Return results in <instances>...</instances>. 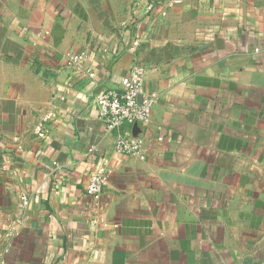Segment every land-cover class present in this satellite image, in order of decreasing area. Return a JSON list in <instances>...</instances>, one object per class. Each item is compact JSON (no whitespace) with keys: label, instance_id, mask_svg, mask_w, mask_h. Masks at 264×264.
I'll list each match as a JSON object with an SVG mask.
<instances>
[{"label":"crops","instance_id":"0c3cea01","mask_svg":"<svg viewBox=\"0 0 264 264\" xmlns=\"http://www.w3.org/2000/svg\"><path fill=\"white\" fill-rule=\"evenodd\" d=\"M161 3L0 0V264H264V0ZM134 65L150 121L109 131Z\"/></svg>","mask_w":264,"mask_h":264},{"label":"built area","instance_id":"2783aa9c","mask_svg":"<svg viewBox=\"0 0 264 264\" xmlns=\"http://www.w3.org/2000/svg\"><path fill=\"white\" fill-rule=\"evenodd\" d=\"M146 8L154 12L157 6L162 5L161 0H144ZM174 4H181L182 0H172ZM140 48V42L135 41L130 52L135 54ZM75 62L80 57H70ZM145 69L134 65L130 74L123 80L121 90L107 92L97 98L98 112L107 125L109 131L121 130L127 126L146 125L151 118L156 97L144 94ZM120 154L145 159L141 142L132 138L121 137L115 144ZM104 172H93L88 180L87 195L100 199L107 184Z\"/></svg>","mask_w":264,"mask_h":264}]
</instances>
